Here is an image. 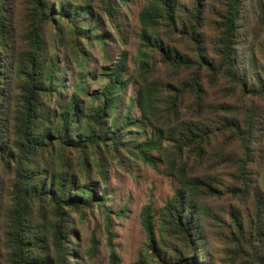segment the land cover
<instances>
[{
    "label": "trees",
    "instance_id": "16d2710c",
    "mask_svg": "<svg viewBox=\"0 0 264 264\" xmlns=\"http://www.w3.org/2000/svg\"><path fill=\"white\" fill-rule=\"evenodd\" d=\"M7 1L0 0V218L7 221L5 264H70L66 242L72 238V232L68 230L64 209H85L96 202L89 185L77 189V171L71 163V154L94 151L98 146L116 150L124 144L121 133L131 121L126 115L116 121L114 115L119 93L125 84L120 80L124 58L110 68L102 79L106 82L83 102L81 98L88 94L83 83L87 73L82 72L84 58L76 41L82 39L88 44L89 36L95 31L93 24L84 27L86 19L91 18L89 7L79 0H57L53 10L47 1L29 0L34 11L31 14L33 23L23 33V48L15 52L9 47L10 31L4 8ZM210 1L212 6L218 4L222 12L217 16L216 36L212 42L206 41L202 32L206 0H190V8L186 9L189 15L187 24L175 16L179 0H149L139 13L137 62L140 68H146L151 55L158 52L164 64L188 72V79L179 90L169 85L167 89L175 94L185 89L192 92L197 105L204 94L203 80L210 85L224 82L231 95L238 92L243 97L263 96L261 65L254 55H244V50L238 53V22L244 0ZM111 7H115L114 0H102V10L108 18H112ZM181 11H185L184 8ZM63 19L66 31L59 25ZM160 19L166 29L190 41L192 55L164 45L159 31ZM256 19L262 20L257 16ZM55 23L53 32L56 37L49 46L42 31L46 24L52 27ZM65 32L71 39L62 41L61 33ZM94 38L101 40L100 36ZM57 43L67 47L79 68L75 73L77 82L71 85L67 97L59 79V61L55 54ZM175 94H172L174 98ZM155 97L147 85L139 89L136 101L143 117L153 112ZM231 106L224 103L221 108L230 111ZM254 124L249 119L246 128L241 130L232 115L222 116L213 128L199 122H184L175 145L177 155L180 157L187 151L189 159L201 158L204 147L217 132H234L240 141L242 153L232 162L235 168L232 175L238 185L231 184L225 191L239 199L252 197L255 214L243 218L239 212L229 213L228 223L225 220L228 225L224 229L228 230L227 233L217 235L221 256L215 260L214 253L206 246L207 225L201 223L200 218H205L207 212L198 202L202 193L221 192L213 187L210 176L190 175L186 162H182L177 169L178 187L160 211L161 227L157 241L151 207H143L141 222L146 233L148 255L140 253L131 264H264L259 248L262 203L249 188L248 165L252 161ZM125 144L131 153L144 160L150 159L149 151L160 146L158 138L140 142L129 138ZM6 174L11 178L7 187V208L4 209L6 185L3 176ZM46 207L48 216L44 214ZM48 238L53 247L52 256L46 249ZM177 244L185 253L176 247ZM111 259V262L117 261L113 253Z\"/></svg>",
    "mask_w": 264,
    "mask_h": 264
},
{
    "label": "rangeland",
    "instance_id": "374dc122",
    "mask_svg": "<svg viewBox=\"0 0 264 264\" xmlns=\"http://www.w3.org/2000/svg\"><path fill=\"white\" fill-rule=\"evenodd\" d=\"M44 1L51 3V8L55 9L54 1L57 0ZM114 1L115 7H111L112 18H108L102 10V0H79L91 11L90 20L84 18L86 19L84 27L92 24L95 27V31L89 36L88 44L82 39L76 41L84 58L82 72L87 73L83 83L88 89V94L81 99L84 102L93 90L99 89L106 82L102 80L105 74L124 58V72L120 80L125 84L119 93L114 115L116 121L124 115L128 116L131 124L121 133L120 139L124 144L118 146L116 150L98 146L94 151L86 150L80 155L71 154V163L74 171H77L79 183L77 189L84 188V184L89 185L94 191L96 202L85 209H64L68 230L72 232V238L66 242L70 252V264H131L140 253L148 255L141 211L146 205L151 207L157 241L161 227L160 211L178 187L177 169L182 162H186L184 164L190 175L210 176L213 179V187L221 192L210 195L202 193L198 197L199 204L207 212L205 218H200L201 223L207 225L205 243L217 260L221 256L218 253L221 244L217 235L227 233L228 230L224 229L228 225L229 213L239 212L243 218L255 214L252 197L239 199L225 191L231 184L238 185L232 175L235 172L232 162L242 153L240 141L234 132L233 134L231 131H225L223 134L217 132L204 147L201 158L194 156L189 159L187 151L179 157L175 145L181 135L182 123L199 122L213 128L222 116L230 115L237 119L241 130L246 128L249 119L255 123L252 129V161L248 165L249 188L250 193H256V197L262 203L259 210L262 219L259 248L264 256V95L259 98L243 97L238 92L231 95V90L224 82L210 85L205 80L201 84L204 94L201 95L199 105L192 92L186 89L176 94L170 92L166 86L179 90L188 79L187 71L164 64L158 52L151 55L146 68H140L137 62L141 27L139 13L149 0ZM211 3L210 0H206L207 7L202 27L206 41L208 39L209 42L215 39V22L217 16L222 13L218 4L212 6ZM4 8L10 31L9 47L17 52L23 48V33L33 23L31 14L34 11L29 0H8L4 3ZM178 8L175 12L176 18L187 24L189 15L186 9L190 8V0H179ZM182 8L185 11H181ZM256 16L262 20H257ZM55 25L56 23L51 27L50 24H46L42 31L43 39L49 46L56 37L53 32ZM59 25L65 28V20H61ZM159 31L164 45L174 46L180 53L192 55L190 41L166 29L161 19ZM61 36L62 41L71 39L68 32L61 33ZM96 36H100L101 40L95 39ZM237 41L238 53L244 50V55H254L264 73V0L243 1ZM56 47L59 79L63 85L62 92L67 97L71 85L77 82L75 73L79 68L74 64L64 44L57 43ZM16 67L14 64L13 68ZM11 77L18 82L14 75ZM146 85L156 97L153 112L143 117L136 99L139 89ZM11 89L14 90V86H11ZM172 94H175V98ZM224 103L233 105L230 111L221 108ZM110 119L111 117L107 125ZM129 138L139 142L158 138L160 146L149 151L147 155L150 159L144 160L127 148L125 143ZM10 178V174L3 176L6 185L4 209L7 208V187ZM44 214L49 215L47 207ZM222 220H226L227 223L226 221L222 223ZM6 233L7 221L3 217L0 218V264H5L8 253ZM176 247L185 253L179 244ZM46 249L52 256L50 238L47 239ZM112 253L117 258L114 263L111 262Z\"/></svg>",
    "mask_w": 264,
    "mask_h": 264
}]
</instances>
